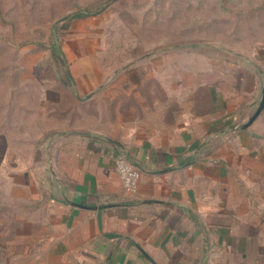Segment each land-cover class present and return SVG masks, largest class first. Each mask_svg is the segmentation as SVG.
Returning <instances> with one entry per match:
<instances>
[{
    "label": "crops",
    "instance_id": "obj_1",
    "mask_svg": "<svg viewBox=\"0 0 264 264\" xmlns=\"http://www.w3.org/2000/svg\"><path fill=\"white\" fill-rule=\"evenodd\" d=\"M198 42L166 56L185 58L177 70L140 72L138 85L152 74L170 80L146 89L145 101L152 93L155 101L139 104L138 121L112 135L59 123L38 139L42 161L10 170L9 192L0 188V264L257 263L248 255L260 249L249 250L235 223L253 203L251 184L256 205L264 203V110L249 125L264 72L227 45ZM112 92V108L125 111L113 98L135 89ZM123 154L140 171L134 194L115 167Z\"/></svg>",
    "mask_w": 264,
    "mask_h": 264
},
{
    "label": "rangeland",
    "instance_id": "obj_2",
    "mask_svg": "<svg viewBox=\"0 0 264 264\" xmlns=\"http://www.w3.org/2000/svg\"><path fill=\"white\" fill-rule=\"evenodd\" d=\"M198 41L227 45L264 72V0H0V157H8L1 190L9 192L11 169L43 160L38 139L49 127L112 135L116 125L138 121L139 104L155 101L154 93L145 101L146 89L170 80L152 74L138 85L140 72L177 70L185 58L166 56L185 54L178 44L201 48ZM124 85L135 92L113 98L126 107L115 110L107 97ZM22 89L28 92L16 93ZM251 185L245 194L253 203L243 195L245 216L235 224L249 250L260 249L249 261L264 264V203L261 196L256 205Z\"/></svg>",
    "mask_w": 264,
    "mask_h": 264
},
{
    "label": "built area",
    "instance_id": "obj_3",
    "mask_svg": "<svg viewBox=\"0 0 264 264\" xmlns=\"http://www.w3.org/2000/svg\"><path fill=\"white\" fill-rule=\"evenodd\" d=\"M115 167L123 190L130 194L137 193L139 190L140 171L136 165L123 154L115 159Z\"/></svg>",
    "mask_w": 264,
    "mask_h": 264
},
{
    "label": "water",
    "instance_id": "obj_4",
    "mask_svg": "<svg viewBox=\"0 0 264 264\" xmlns=\"http://www.w3.org/2000/svg\"><path fill=\"white\" fill-rule=\"evenodd\" d=\"M263 110H264V89H263L262 100H261V102H260V104H259V106H258V108H257V110H256V113H255L254 116L251 118L249 124H252V123L256 120V118L260 115V113H261ZM73 204L76 205V206H79V207H83L82 205H78V204H75V203H73Z\"/></svg>",
    "mask_w": 264,
    "mask_h": 264
},
{
    "label": "trees",
    "instance_id": "obj_5",
    "mask_svg": "<svg viewBox=\"0 0 264 264\" xmlns=\"http://www.w3.org/2000/svg\"><path fill=\"white\" fill-rule=\"evenodd\" d=\"M74 19H81L82 17H84L81 14H75L74 16H72ZM41 47H44V45H42ZM47 47V46H46Z\"/></svg>",
    "mask_w": 264,
    "mask_h": 264
}]
</instances>
